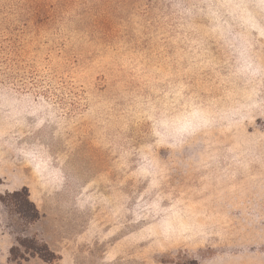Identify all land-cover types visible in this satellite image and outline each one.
Masks as SVG:
<instances>
[{"label": "rangeland", "instance_id": "1", "mask_svg": "<svg viewBox=\"0 0 264 264\" xmlns=\"http://www.w3.org/2000/svg\"><path fill=\"white\" fill-rule=\"evenodd\" d=\"M23 187L0 264H264V0H0V196Z\"/></svg>", "mask_w": 264, "mask_h": 264}, {"label": "trees", "instance_id": "2", "mask_svg": "<svg viewBox=\"0 0 264 264\" xmlns=\"http://www.w3.org/2000/svg\"><path fill=\"white\" fill-rule=\"evenodd\" d=\"M10 199L12 203V210L23 220L26 222L34 221L38 218L39 212L35 205L29 201V194L25 187H23L20 190H15L13 192H8L5 194V196H0V201L5 203V200ZM18 243L21 244L23 247H26L25 244L22 242L23 239H17ZM32 242H36L37 240L31 239ZM42 248L47 249V246L45 244H41ZM28 249H31L33 253L39 254L42 257H45V254L41 252V248H38L37 244L36 246H30L27 247ZM12 253V248H11Z\"/></svg>", "mask_w": 264, "mask_h": 264}, {"label": "crops", "instance_id": "3", "mask_svg": "<svg viewBox=\"0 0 264 264\" xmlns=\"http://www.w3.org/2000/svg\"><path fill=\"white\" fill-rule=\"evenodd\" d=\"M256 261H257L256 259H253V258H247V259L245 260V263H246V264H257ZM231 263H232V264H237V263H239V262H238V259H233V260H231Z\"/></svg>", "mask_w": 264, "mask_h": 264}]
</instances>
